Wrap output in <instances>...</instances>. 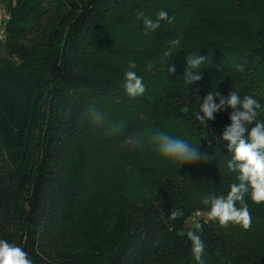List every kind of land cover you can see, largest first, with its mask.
Wrapping results in <instances>:
<instances>
[{
	"label": "trees",
	"instance_id": "obj_1",
	"mask_svg": "<svg viewBox=\"0 0 264 264\" xmlns=\"http://www.w3.org/2000/svg\"><path fill=\"white\" fill-rule=\"evenodd\" d=\"M4 4L11 19L0 41V239L33 264H197L186 222L199 213L203 264H264V203L246 194L249 230L209 221L201 203L239 182L219 139L231 109L208 125L193 117L197 98L234 90L259 102L264 121V0ZM161 10L172 22L146 31L137 14L155 21ZM193 54L207 59L202 79L189 85L185 58ZM129 61L146 89L135 98L124 88ZM90 106L103 124L89 118ZM113 123L127 125L125 136L136 133L141 145L110 135ZM157 131L208 156L170 161L151 141ZM175 210L183 215L172 220Z\"/></svg>",
	"mask_w": 264,
	"mask_h": 264
},
{
	"label": "clouds",
	"instance_id": "obj_2",
	"mask_svg": "<svg viewBox=\"0 0 264 264\" xmlns=\"http://www.w3.org/2000/svg\"><path fill=\"white\" fill-rule=\"evenodd\" d=\"M137 18H143L146 31H156L160 27V21L171 23L173 19L163 10L158 13L155 21L144 17L142 12L137 14ZM169 43L170 47L163 52L161 63L165 58L172 56L173 49L180 44V39H172ZM206 59L207 57L198 54L185 58L187 66L183 77L187 84L193 85L202 79L199 69ZM153 67L154 64L149 62L145 70L150 71ZM135 68V61H129L130 70L125 72L124 88L128 96L132 98L142 96L146 91L142 78L131 70ZM167 71L174 74L176 69L170 64ZM216 98H219V103L215 102ZM197 100L198 111L193 113V117L201 125H208V121L215 120L216 113L231 109L230 124L224 127L219 139L227 142L225 147L231 156L227 162V168L230 172L238 174L236 179L239 181L230 185V191L226 196L209 195L202 199L201 203L209 206L207 219L217 221L221 227H227L231 223L249 230L252 226V217L245 202L246 194L250 193L252 201L256 204L264 203V121L257 120V110L261 108V105L251 96H244L241 99L234 90L226 97L217 91L215 93L211 91L203 97L202 102H199V98ZM86 111L95 123L105 122L104 114L95 106H90ZM126 129L127 125L124 123H113L109 126V134L122 135L124 143L139 147L142 143L141 139L136 133L125 136ZM151 141L156 144L157 151L162 156L170 161L179 162L180 165L205 161L208 156L185 140L163 132H155L151 136ZM237 203L241 205L239 208L236 206ZM182 215V211L175 210L171 211L169 218L175 220ZM194 229L187 232V237L192 243L194 260L197 264H203L202 257L206 246L201 236L197 234L202 229V225L197 222L194 224ZM0 264H33V262L23 248L0 239Z\"/></svg>",
	"mask_w": 264,
	"mask_h": 264
},
{
	"label": "built area",
	"instance_id": "obj_3",
	"mask_svg": "<svg viewBox=\"0 0 264 264\" xmlns=\"http://www.w3.org/2000/svg\"><path fill=\"white\" fill-rule=\"evenodd\" d=\"M11 19V14L7 10L4 0H0V41L6 36V27Z\"/></svg>",
	"mask_w": 264,
	"mask_h": 264
},
{
	"label": "rangeland",
	"instance_id": "obj_4",
	"mask_svg": "<svg viewBox=\"0 0 264 264\" xmlns=\"http://www.w3.org/2000/svg\"><path fill=\"white\" fill-rule=\"evenodd\" d=\"M199 216H200V214L197 213L195 216L190 217V218L187 220V222H186V227H192V226L195 224V222H196V220H197V218H198Z\"/></svg>",
	"mask_w": 264,
	"mask_h": 264
}]
</instances>
